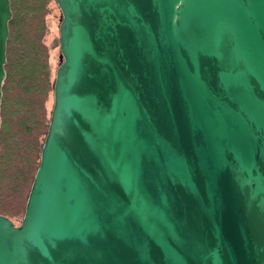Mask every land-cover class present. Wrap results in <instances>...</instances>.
Wrapping results in <instances>:
<instances>
[{
    "label": "water",
    "instance_id": "obj_1",
    "mask_svg": "<svg viewBox=\"0 0 264 264\" xmlns=\"http://www.w3.org/2000/svg\"><path fill=\"white\" fill-rule=\"evenodd\" d=\"M61 62L0 264H264V0H54ZM9 0H0V104Z\"/></svg>",
    "mask_w": 264,
    "mask_h": 264
},
{
    "label": "trees",
    "instance_id": "obj_2",
    "mask_svg": "<svg viewBox=\"0 0 264 264\" xmlns=\"http://www.w3.org/2000/svg\"><path fill=\"white\" fill-rule=\"evenodd\" d=\"M50 1L9 0L0 104V215L8 218L24 215L49 124L54 75L44 35Z\"/></svg>",
    "mask_w": 264,
    "mask_h": 264
},
{
    "label": "rangeland",
    "instance_id": "obj_3",
    "mask_svg": "<svg viewBox=\"0 0 264 264\" xmlns=\"http://www.w3.org/2000/svg\"><path fill=\"white\" fill-rule=\"evenodd\" d=\"M61 21V13L54 0H51L47 6L45 14L46 32L44 35V43L49 47V64L51 68V74L54 72L57 66L61 62V56L57 41L59 40L58 26ZM52 97L47 102L48 109L52 107ZM15 225H19L21 218H10Z\"/></svg>",
    "mask_w": 264,
    "mask_h": 264
}]
</instances>
